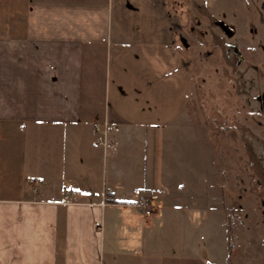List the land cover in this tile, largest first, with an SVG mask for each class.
I'll list each match as a JSON object with an SVG mask.
<instances>
[{"label":"crops","instance_id":"obj_1","mask_svg":"<svg viewBox=\"0 0 264 264\" xmlns=\"http://www.w3.org/2000/svg\"><path fill=\"white\" fill-rule=\"evenodd\" d=\"M158 1L0 0V264H177L168 221L206 210L231 229L214 179L227 165H201L195 133H219L224 109L197 101L194 159L178 137L195 82L177 17L134 15Z\"/></svg>","mask_w":264,"mask_h":264},{"label":"rangeland","instance_id":"obj_2","mask_svg":"<svg viewBox=\"0 0 264 264\" xmlns=\"http://www.w3.org/2000/svg\"><path fill=\"white\" fill-rule=\"evenodd\" d=\"M262 1L159 0L134 12V15L156 10L165 13L169 7L168 11L177 17L178 29L184 37L181 41L176 36L177 48L189 63L195 82L194 98L182 116L184 131L178 137H182L194 159L197 152L191 128L196 126L190 124L193 115L199 116L193 114L197 101L200 100V105L219 108L220 112L224 109L222 115H215L217 121L222 116L227 122L224 126L222 123L219 133V130L213 134L202 129L200 134L195 133L199 138L197 143L203 145L201 165L207 166L212 158L217 166L220 159L227 165V172L216 173L214 179L225 188L231 229L227 227L224 233L220 232L217 220L210 218V211L206 210H201L205 216L201 215L200 224L192 212L191 218L187 214L177 223L168 221L169 233L161 252L170 254L174 249L176 254L172 255H176L177 264H264V161L260 157L264 150V115L257 99L264 93V80L253 67L256 56H260L259 60L264 58ZM218 21L226 23L233 34L227 35ZM236 47L243 61L238 60ZM184 176L186 180L188 176L191 180L197 178L196 173H184ZM151 251L160 252L155 248ZM165 264L175 263L169 258Z\"/></svg>","mask_w":264,"mask_h":264},{"label":"built area","instance_id":"obj_3","mask_svg":"<svg viewBox=\"0 0 264 264\" xmlns=\"http://www.w3.org/2000/svg\"><path fill=\"white\" fill-rule=\"evenodd\" d=\"M106 128H108V122L105 121L103 124V127H101L99 124L94 125V130L96 135V139L94 141L95 144H101L103 146H106L107 143L105 141V133H106ZM260 157L264 161V150L261 151ZM264 164V162H263ZM152 199L150 196L146 195L145 193H139L137 196L136 203L138 206L141 207L142 211L144 212L145 215H150L152 212L151 205H152Z\"/></svg>","mask_w":264,"mask_h":264},{"label":"water","instance_id":"obj_4","mask_svg":"<svg viewBox=\"0 0 264 264\" xmlns=\"http://www.w3.org/2000/svg\"><path fill=\"white\" fill-rule=\"evenodd\" d=\"M218 25L223 29V31H224L227 35L230 36V35L233 34V31L230 29V27H229L226 23H224V22H222V21H218ZM234 49H235V51H236V53H237V55H238L239 60H241V59H242V56H241V54H240L239 49H237V47L234 48ZM262 109H263V115H264V98L262 99Z\"/></svg>","mask_w":264,"mask_h":264}]
</instances>
